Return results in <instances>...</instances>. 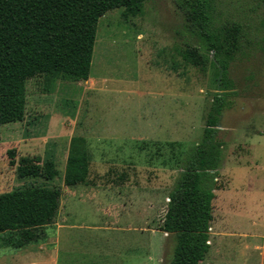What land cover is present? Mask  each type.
Here are the masks:
<instances>
[{
	"label": "rangeland",
	"instance_id": "1",
	"mask_svg": "<svg viewBox=\"0 0 264 264\" xmlns=\"http://www.w3.org/2000/svg\"><path fill=\"white\" fill-rule=\"evenodd\" d=\"M178 2L149 0L140 16L108 10L83 79L55 71L50 92L42 77L28 80L24 118L0 125V193L60 186L61 205L44 240L0 248V264H168L175 239L160 224L217 90L211 66L202 71L179 53L202 43ZM213 6L215 25L237 23L242 35L217 132L221 187L210 240L226 228L238 248L230 264H259L244 260L239 243L250 234L261 249L264 235V0ZM12 148L16 160L39 155L42 175L19 178Z\"/></svg>",
	"mask_w": 264,
	"mask_h": 264
},
{
	"label": "trees",
	"instance_id": "2",
	"mask_svg": "<svg viewBox=\"0 0 264 264\" xmlns=\"http://www.w3.org/2000/svg\"><path fill=\"white\" fill-rule=\"evenodd\" d=\"M149 0H0V125L21 121L27 102V82L42 77L44 90L55 83L83 79L92 63L100 17L123 7L124 16H140ZM190 31L202 46H187L183 60L202 71L213 69L217 90L209 105L200 141L191 147L169 193L160 229L174 235L168 264H199L209 250L215 190L223 143L217 138L221 115L232 93L229 68L240 49L237 23L215 25L213 0H179ZM19 178L43 173L39 155L8 150ZM60 186H27L0 193V248H22L47 237L61 205Z\"/></svg>",
	"mask_w": 264,
	"mask_h": 264
},
{
	"label": "crops",
	"instance_id": "3",
	"mask_svg": "<svg viewBox=\"0 0 264 264\" xmlns=\"http://www.w3.org/2000/svg\"><path fill=\"white\" fill-rule=\"evenodd\" d=\"M263 220L264 223V218L261 219ZM260 220V221H261ZM214 221V219H213ZM251 221L254 222V220L252 219ZM254 224L256 226H259L258 223L256 224L254 222ZM212 226V225H211ZM261 227V225L259 226ZM264 227V225H263ZM260 229V228H258ZM211 230V227H210ZM209 230V250L206 253L204 259L199 263V264H219L221 262L224 263V261L229 262V264L231 263V255L238 253L236 249H238L236 247L235 249V244L232 242L231 239H229L228 234L229 232L228 229H223L221 228L222 232H215L213 234V239L210 240V233ZM230 230V229H229ZM163 231V230H162ZM164 234H169L168 232L164 231ZM249 237V239L247 241H244L245 238ZM244 239L240 240V248L242 247L241 250V255L244 256V260L247 259V262L249 261V258H254V260L259 263V264H264V235L262 238V246L261 249L257 248V246H255L254 244V238L252 236L246 235ZM224 259V260H221ZM218 260V261H217ZM122 261V260H121ZM123 262V261H122ZM131 264L132 262H127L126 264ZM124 264V262H123ZM133 264V263H132Z\"/></svg>",
	"mask_w": 264,
	"mask_h": 264
}]
</instances>
